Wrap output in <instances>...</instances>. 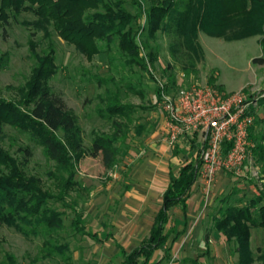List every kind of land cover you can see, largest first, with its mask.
I'll use <instances>...</instances> for the list:
<instances>
[{"label": "rangeland", "instance_id": "obj_1", "mask_svg": "<svg viewBox=\"0 0 264 264\" xmlns=\"http://www.w3.org/2000/svg\"><path fill=\"white\" fill-rule=\"evenodd\" d=\"M131 1L126 0V6L134 13L137 10ZM138 1L143 5L149 2ZM145 17L143 13L137 20L139 26L146 25ZM36 23V17L31 12H21L7 22L0 20V98L18 101V88L30 78L36 65L32 50L42 56L52 49L57 70L49 80V85L77 114L85 146L91 145L93 132H113L111 123L98 111L106 106V102H102L99 97L103 96L106 88L113 92L119 91L121 101L138 107L130 123L118 117L122 124H127V136L118 141L123 151L116 165L106 169L100 156L85 155L76 164L75 178L80 187L70 190L65 199H57L61 185L49 175L53 165L46 159L40 146L10 126L4 128L5 137L0 145L13 156H20L17 152L19 145L31 146L33 156L26 166V172L40 178L42 188L56 197L50 203L63 213V229L57 240L69 245L71 264H122L116 242L125 251L132 249L148 235L153 217L149 212L123 210L126 206L122 196L132 188L130 178L139 174L145 162L157 163L161 159L167 162L163 167H158L159 175L165 179L169 169L177 171L190 157L196 156L199 144L194 140L192 146L191 140H185L180 143L182 147L168 145L169 149L160 157L157 152L164 150L159 147L160 143L142 138L143 134L154 128L150 119L146 120L147 117L152 116L154 121L157 119L159 125L164 115L162 95L158 99V89L168 96H176L191 85L200 84L213 86L225 94L240 91L248 98H258L253 108L256 122L252 132L259 137L264 134V63H254L253 59L263 55L260 44L263 35L227 41L199 30L197 41L202 53L193 60L192 65L187 58L172 56L169 49L172 37L159 31L155 39H150L156 54V60L148 65L153 76L151 78L137 64L127 66L116 44L111 45L110 51L88 59L73 44L62 39L51 26H39ZM141 39L138 35L137 40ZM143 55L146 58L145 50ZM96 77L105 81L99 85ZM127 83L141 89L143 95L129 92ZM166 85L168 92L165 90ZM138 125L144 126L140 134ZM250 141L252 147L241 171L238 174L225 171L229 181L221 187L211 188L209 197L212 203L206 206L208 213L204 226H212V215L219 206H224L220 201L223 198L231 195L230 202L243 204L247 198L263 189L264 163L256 160L252 151L255 143ZM171 212H175L174 209ZM174 217L169 225L174 229L169 240V258L163 257L162 253L161 264H238L235 241L227 242L220 233L208 228H203L195 236L197 240H194L192 227L184 229V232L177 231L173 224ZM75 219L79 220L78 230L72 225ZM108 233L111 234L109 239L106 238ZM95 234L100 240L94 239ZM47 238L42 233L26 236L13 226L1 225L0 262L7 254H12L19 264H63L58 255L43 257L42 249ZM250 247L255 256L264 249V228L251 230ZM258 263L255 260L252 264Z\"/></svg>", "mask_w": 264, "mask_h": 264}, {"label": "trees", "instance_id": "obj_2", "mask_svg": "<svg viewBox=\"0 0 264 264\" xmlns=\"http://www.w3.org/2000/svg\"><path fill=\"white\" fill-rule=\"evenodd\" d=\"M148 1L147 5H143L138 0H132L137 10L133 13L127 8L126 0H0V20L7 22L21 12H31L36 17L37 25L51 26L62 39L73 44L88 59L110 51L111 45L116 44L127 66L137 64L151 78L153 76L148 65L156 60V54L150 39H155L159 31L172 37L169 45L172 56L187 58L192 65L193 60L202 53L197 41L199 30L227 41L261 34L263 55L254 58L253 62L264 63V0ZM143 13L146 25L141 27L137 20ZM138 35L142 37L140 41L137 40ZM144 50L148 60L143 55ZM32 51L36 65L30 78L18 88L19 100L0 98V142L5 137L4 128L10 126L40 146L46 159L53 165L49 175L61 185L57 199H65L70 190L80 187L75 178L76 164L85 155L100 156L106 169L116 165L123 151L118 141L127 136L125 128L132 121L131 116L138 106L121 101L119 91L113 92L106 88L103 96H99L106 106L98 111L111 123L113 132H93L91 145L85 146L77 114L49 85V80L57 70L53 50L42 56ZM96 80L99 85L105 81L99 77ZM126 87L129 92L143 95L141 89L131 84L127 83ZM158 90L160 99L162 94ZM165 90L168 92L167 85ZM118 117L126 119L127 124H122ZM137 130L140 134L144 126L138 125ZM194 137L187 138L192 141V146L196 141ZM249 139L255 143L252 151L256 160L263 164L264 134L257 137L251 127ZM202 144H198L193 160L182 164L177 174H169L161 207L148 235L130 251H125L116 243L122 264H159L163 257L169 258V240L174 231L169 226V211L175 205L185 210L191 187L198 177ZM176 146H180V142L172 147ZM228 146H225L224 153ZM17 152L20 156H13L0 145V226H13L26 236L46 235L48 238L44 241L43 257L58 255L63 264H71L69 245L57 240L63 229V213L50 203L56 197L42 188L40 178L26 172V166L33 156L31 146L19 145ZM230 197L220 200L224 206H219L212 215V231L220 233L227 242L235 241L238 264H252L255 260L258 264H264V249L255 256L250 247L251 230L264 228V186L243 204L230 202ZM78 223L76 219L72 222L77 230ZM93 237L100 240L96 234ZM108 237L109 234L106 235ZM157 250L162 251L163 257L152 261ZM0 264L19 263L12 254H7Z\"/></svg>", "mask_w": 264, "mask_h": 264}, {"label": "built area", "instance_id": "obj_3", "mask_svg": "<svg viewBox=\"0 0 264 264\" xmlns=\"http://www.w3.org/2000/svg\"><path fill=\"white\" fill-rule=\"evenodd\" d=\"M161 93L168 145L172 147L186 136H201L198 178L205 190L210 191L220 171L238 174L252 147L249 131L254 123L252 108L258 98H248L240 91L225 94L200 84H193L176 96Z\"/></svg>", "mask_w": 264, "mask_h": 264}, {"label": "crops", "instance_id": "obj_4", "mask_svg": "<svg viewBox=\"0 0 264 264\" xmlns=\"http://www.w3.org/2000/svg\"><path fill=\"white\" fill-rule=\"evenodd\" d=\"M148 119H150V123H152L151 126H153L154 128L150 132H146L145 134H143L142 138L147 139L149 141H152L154 143L159 142L160 143L159 147L164 148V150L161 149L160 152H157V154L160 155V157H162L163 152H166V150L168 148V143L165 140V134H166L165 117L163 115V117L160 119L161 123L159 125H158L157 119H156V121H154L152 116L149 118L147 117L146 120L148 121ZM187 138L188 137L186 136L184 139H181L179 142L182 143L183 141L188 140ZM195 138H196V142L197 143L199 142V145H200L202 143L201 136L199 134H196L194 139ZM160 139L163 141V143ZM193 157L194 156L190 157L189 160L185 161L184 163L193 160ZM156 158H157V155H156ZM165 163H167V162L166 161L164 162L161 159L157 163L145 162V164H143L139 174H136L130 178L132 188L129 191H126L122 196V200L124 201V206H126L123 209L124 211L126 209H129V211H133L134 213L139 211V212H149L152 214L153 217L151 219L152 221L150 223V228L153 224V219H154L156 213L158 212L159 208L161 207L162 195H163V193H164V191L168 185V182H169V174L171 172L174 174H177V172L179 170L178 169L177 171H173L172 169H169L167 172L168 177L166 176V178L164 179L162 176L159 175L160 171H159L158 167H163V165H165ZM155 164H156V166L154 168ZM164 169H165V167H164ZM228 181H229V179H228L225 171H220L216 176V179L214 181L213 186H218V187L220 186L221 187L224 182H228ZM210 191H211V189H210ZM210 191L207 192L205 190L204 184L197 177V180L195 181V183L191 187V193H190V196L188 197V199L186 201L185 210H183V208L179 205H175L170 209L169 220L171 222V218L173 216H175L174 217L175 222L173 224H174L175 228H177V231L184 232L185 230H187V228L192 227L191 228V230L193 229L192 232H195L193 234V239L197 240V238L195 236H198L199 232H201V230L203 228L204 229L205 228L212 229L211 226H208V225L204 226V223L206 220L205 215H207V213H208L206 206L211 205V203H212L211 202L212 200L209 197L211 194ZM172 209H174L175 212H171ZM149 230H148V232H149ZM109 238H111V234H109V237L107 239H109ZM140 242L137 245H135L134 247L138 246L140 244ZM132 249H130V250H132ZM161 257H162V251L157 250L153 255L152 261H157ZM159 264H161V263H159Z\"/></svg>", "mask_w": 264, "mask_h": 264}]
</instances>
